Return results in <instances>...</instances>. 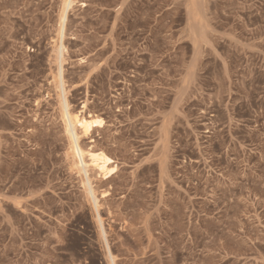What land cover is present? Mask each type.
Instances as JSON below:
<instances>
[{
	"label": "rangeland",
	"instance_id": "rangeland-1",
	"mask_svg": "<svg viewBox=\"0 0 264 264\" xmlns=\"http://www.w3.org/2000/svg\"><path fill=\"white\" fill-rule=\"evenodd\" d=\"M0 0V264H264V0ZM83 107V108H82ZM97 215L105 236L100 233Z\"/></svg>",
	"mask_w": 264,
	"mask_h": 264
},
{
	"label": "bare ground",
	"instance_id": "bare-ground-1",
	"mask_svg": "<svg viewBox=\"0 0 264 264\" xmlns=\"http://www.w3.org/2000/svg\"><path fill=\"white\" fill-rule=\"evenodd\" d=\"M75 4V0H62L59 22L57 41L55 45V57L57 71L55 75L56 87L61 92L60 109L63 118L64 128L68 138V155L73 168L76 173L81 176L82 185L85 191L90 196L92 206L98 213V203L96 191L92 186V178L90 172H96L102 179L109 178L115 171L113 160L102 151H95L92 145L86 146L81 142L82 136L89 137L95 128L103 126V120L97 115L85 113L84 110L72 111L68 103L65 93L67 91L63 77L62 63L64 62L65 47L63 40L65 37V25L69 10ZM83 108V107H82ZM90 138V137H89ZM93 140L90 138V143ZM97 223L100 228V233L105 236L103 230L102 219L97 215ZM110 256V264H114V258Z\"/></svg>",
	"mask_w": 264,
	"mask_h": 264
}]
</instances>
